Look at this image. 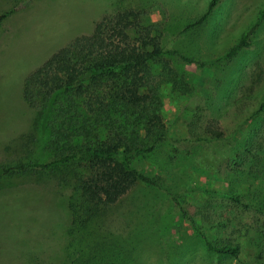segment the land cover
I'll list each match as a JSON object with an SVG mask.
<instances>
[{"label":"rangeland","instance_id":"obj_1","mask_svg":"<svg viewBox=\"0 0 264 264\" xmlns=\"http://www.w3.org/2000/svg\"><path fill=\"white\" fill-rule=\"evenodd\" d=\"M210 2L0 0V264H264V0H219L194 26ZM119 7L142 12L165 50L193 61L167 56L192 90L173 97L165 86L167 139L133 160L158 187L137 184L96 208L73 191V166L17 168L48 161L22 87L28 73ZM244 34L249 45L228 58ZM196 108L224 130L223 141L189 139ZM171 195L211 245H238L237 258L209 251Z\"/></svg>","mask_w":264,"mask_h":264},{"label":"trees","instance_id":"obj_2","mask_svg":"<svg viewBox=\"0 0 264 264\" xmlns=\"http://www.w3.org/2000/svg\"><path fill=\"white\" fill-rule=\"evenodd\" d=\"M218 1L211 0L194 26L206 21ZM142 15L130 7L112 9L93 22L89 32L77 34L28 73L21 97L38 114L48 161L19 166V171L73 166V191L84 204L96 208L114 205L137 184L158 187L159 178L146 175L133 160L152 153L167 139L162 115L165 86H170L173 97L187 96L192 90L167 56L185 64L193 61L165 50L160 34L144 24ZM245 38L246 34L230 48L228 58L249 45ZM261 78L259 72L250 88ZM186 128L193 142L225 139L219 124L199 108ZM170 200L209 251L237 258L238 245H211L178 197L171 195Z\"/></svg>","mask_w":264,"mask_h":264}]
</instances>
